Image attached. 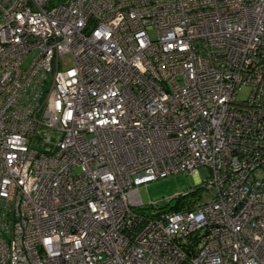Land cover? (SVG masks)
<instances>
[{
  "label": "built area",
  "instance_id": "obj_1",
  "mask_svg": "<svg viewBox=\"0 0 264 264\" xmlns=\"http://www.w3.org/2000/svg\"><path fill=\"white\" fill-rule=\"evenodd\" d=\"M0 264H264V0H0Z\"/></svg>",
  "mask_w": 264,
  "mask_h": 264
},
{
  "label": "rangeland",
  "instance_id": "obj_2",
  "mask_svg": "<svg viewBox=\"0 0 264 264\" xmlns=\"http://www.w3.org/2000/svg\"><path fill=\"white\" fill-rule=\"evenodd\" d=\"M150 37L154 38V35L150 34ZM34 56V52L29 53L24 60L23 67H27ZM249 94L250 89L244 87L238 92L237 100L245 101ZM195 188H197V185L194 178L183 174L172 175L149 183L146 187L139 189V196L145 207L144 213L149 214L159 208L173 207L176 204V196L182 195L184 192L193 191ZM166 200H170V202L166 203ZM139 213L142 214L143 212Z\"/></svg>",
  "mask_w": 264,
  "mask_h": 264
},
{
  "label": "trees",
  "instance_id": "obj_3",
  "mask_svg": "<svg viewBox=\"0 0 264 264\" xmlns=\"http://www.w3.org/2000/svg\"><path fill=\"white\" fill-rule=\"evenodd\" d=\"M192 197H193V196L189 197V199H187V202H189V200H190ZM185 203H186V202H178V203H176L175 206H173L172 210L177 211V210L182 209ZM187 204H189V203H187ZM188 206H189V205H188ZM189 207H190V206H189Z\"/></svg>",
  "mask_w": 264,
  "mask_h": 264
}]
</instances>
